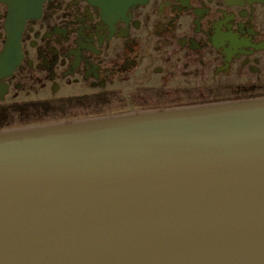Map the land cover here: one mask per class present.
Masks as SVG:
<instances>
[{
  "label": "water",
  "instance_id": "1",
  "mask_svg": "<svg viewBox=\"0 0 264 264\" xmlns=\"http://www.w3.org/2000/svg\"><path fill=\"white\" fill-rule=\"evenodd\" d=\"M0 264H264V99L0 131Z\"/></svg>",
  "mask_w": 264,
  "mask_h": 264
},
{
  "label": "flooded vegetation",
  "instance_id": "2",
  "mask_svg": "<svg viewBox=\"0 0 264 264\" xmlns=\"http://www.w3.org/2000/svg\"><path fill=\"white\" fill-rule=\"evenodd\" d=\"M9 15L0 131L264 99V0H42L18 34Z\"/></svg>",
  "mask_w": 264,
  "mask_h": 264
}]
</instances>
